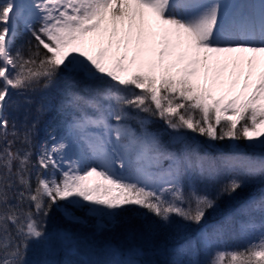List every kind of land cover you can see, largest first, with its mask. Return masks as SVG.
Segmentation results:
<instances>
[{"label":"snow or ice","instance_id":"obj_1","mask_svg":"<svg viewBox=\"0 0 264 264\" xmlns=\"http://www.w3.org/2000/svg\"><path fill=\"white\" fill-rule=\"evenodd\" d=\"M21 29L31 39L14 50ZM60 81L65 133L36 142L39 117L22 106ZM151 117L177 133L264 148V0H0V264H26L54 208L75 222L84 212L98 230L131 208L198 225L222 196L264 180V157L242 155L227 162L215 196L185 192L189 171L203 176L211 165L169 152L149 131ZM245 208L244 228L257 235L217 249L209 264H264V195ZM57 237L79 251L71 233ZM195 251L191 239L178 249Z\"/></svg>","mask_w":264,"mask_h":264},{"label":"rangeland","instance_id":"obj_2","mask_svg":"<svg viewBox=\"0 0 264 264\" xmlns=\"http://www.w3.org/2000/svg\"><path fill=\"white\" fill-rule=\"evenodd\" d=\"M30 39V33L21 29L14 50ZM66 98L67 86L60 81L47 90L35 93L32 96L34 103L30 106H22V109L30 107L33 116L39 117L34 135L36 142L49 140L50 136L64 135L70 117V111L64 107ZM20 99L14 94V102ZM41 104L46 105V110L38 114L36 109ZM150 120L149 131L158 134L169 152L186 155L194 162L202 158L206 167L211 165L210 174L203 176L198 169L189 171L183 182L185 192L195 189L215 196L229 179L227 162L242 155L264 157V148L244 139L211 140L189 130L174 132L158 117H151ZM130 123L139 130L136 121ZM261 195H264V180L246 182L233 195L222 196L217 206L208 210L198 225L177 216H173L171 223L165 225L155 216L141 214L142 210L131 208L109 223L107 228L98 230L96 219L86 216L84 212L76 213L84 222H75L67 219L63 211L54 208L46 222V238L30 243L25 261L26 264H84L85 261L111 264L116 259L128 264H175L177 260H191L193 264H209L217 249L244 247L250 238H255L257 233L244 228L249 219L244 214L245 205ZM254 215L258 220L259 213ZM65 231L74 237L78 252L60 243L57 234ZM188 239L195 242L196 251L191 257H184L178 249ZM109 245L118 246L123 255L114 258L108 251Z\"/></svg>","mask_w":264,"mask_h":264},{"label":"bare ground","instance_id":"obj_3","mask_svg":"<svg viewBox=\"0 0 264 264\" xmlns=\"http://www.w3.org/2000/svg\"><path fill=\"white\" fill-rule=\"evenodd\" d=\"M238 2L259 5L262 0H238Z\"/></svg>","mask_w":264,"mask_h":264}]
</instances>
